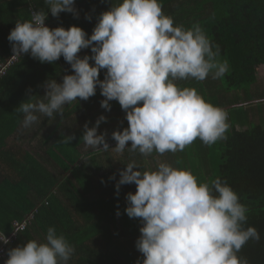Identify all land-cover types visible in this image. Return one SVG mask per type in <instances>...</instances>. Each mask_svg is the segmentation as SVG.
Wrapping results in <instances>:
<instances>
[{
    "label": "clouds",
    "instance_id": "1",
    "mask_svg": "<svg viewBox=\"0 0 264 264\" xmlns=\"http://www.w3.org/2000/svg\"><path fill=\"white\" fill-rule=\"evenodd\" d=\"M110 2L89 35L76 24H46L49 12L57 18L61 13L79 18L76 0H44L47 10L36 9L28 0L30 19L17 20L8 35L13 56L30 54L53 64L63 57L71 73L60 82L51 77L44 81L43 96L28 90V99L16 108L23 114L22 127L33 129L45 117H63L66 105L87 101L99 87L101 108L110 112L111 102H118L128 126L111 133L116 141L112 147L107 130L99 132L109 119L101 114L94 125L85 122L81 139L89 149L111 152L114 160L125 151L148 158L183 152L197 138L208 146L227 139L224 110L196 89L177 83L203 81L209 75L222 78L228 66L218 59L220 46L212 44L199 24L187 29L176 25L160 0ZM85 18L91 20V13ZM89 48L90 55H79ZM74 139L75 134L64 135L63 143ZM125 164L118 180L115 173L109 179L116 180L117 196L121 186L136 185L135 192L126 194L124 209L141 223L135 246L143 259L136 264H249L237 254L249 240L258 242L260 233L254 226L243 227L248 209L226 181L217 178L210 187L190 170L167 162H157L152 169L135 159ZM121 214L118 207L116 215ZM0 242L9 244L10 238L0 233ZM74 253V246L49 227L43 241L29 239L9 248L4 264H69Z\"/></svg>",
    "mask_w": 264,
    "mask_h": 264
},
{
    "label": "trees",
    "instance_id": "2",
    "mask_svg": "<svg viewBox=\"0 0 264 264\" xmlns=\"http://www.w3.org/2000/svg\"><path fill=\"white\" fill-rule=\"evenodd\" d=\"M31 2L36 9L47 10L44 0ZM160 2L164 13L176 25L187 29L199 24L212 44L220 46L218 59L228 66L222 78L214 79L211 75L203 81L190 78L177 81L178 86L196 89L206 101L220 108L264 98V92L258 89L259 78L264 76V0ZM76 6L79 18L70 13H61L57 18L49 12L47 25L67 28L76 24L91 35L97 16L111 2L76 0ZM88 13L91 20L85 18ZM30 14L28 0H0V67L13 55L8 40L10 31L17 20L30 19ZM86 54H91L90 48L79 53ZM70 73V65L63 57L53 64L23 54L0 78V233L9 235L16 220L23 221L34 214L27 228L6 245V255L0 258V264L7 259L9 248L29 239L43 241L49 227H55L57 234L74 246L69 264H136L138 259L142 260L135 246L141 223L124 213L126 194L135 192L136 185L121 186L119 196L115 189L119 170L132 159L148 169L157 162L188 169L199 182L210 187L217 178L226 181L248 209L243 227H256L261 237L258 242L249 240L237 255L247 258L249 264H264V102L224 110L229 125L227 139L211 146L197 138L183 152L163 156L153 153L144 158L125 151L122 157H117L119 161L112 158L111 152L81 150L85 122L92 126L101 114L108 116L99 132L107 130L112 147L116 141L111 133L128 126L118 102H111L110 112L101 108L104 97L98 87L96 95L87 101L77 100L65 106L63 117L56 116L54 121L58 124L49 138L39 139L40 147L22 146L15 141L14 133L23 119L16 108L28 99V90L31 89V95L43 96L44 81L51 77L60 82L64 74ZM100 78H104L103 70ZM79 118L82 123L76 127L72 123ZM47 121L45 117L44 126ZM71 134L76 139L63 143V136ZM82 156L87 157L86 161ZM113 173L116 180L109 179ZM118 207L120 216L116 215Z\"/></svg>",
    "mask_w": 264,
    "mask_h": 264
},
{
    "label": "crops",
    "instance_id": "3",
    "mask_svg": "<svg viewBox=\"0 0 264 264\" xmlns=\"http://www.w3.org/2000/svg\"><path fill=\"white\" fill-rule=\"evenodd\" d=\"M42 123L39 125L35 126L33 129H24L22 125L18 128V130L14 133V139L17 141L19 144L22 146H29V147H34L35 149L39 146H41V143L39 139H43L45 136L47 139L49 138L51 131L57 126L58 121H47V124L44 126ZM80 123H82L81 119L75 120L72 124L74 126L79 127ZM64 127V126H63ZM66 127H69V124L66 125ZM41 141H46V140H41ZM42 142V143H44ZM84 146V145H83ZM91 151L92 149H87L84 151ZM83 151V150H82ZM93 151V150H92Z\"/></svg>",
    "mask_w": 264,
    "mask_h": 264
},
{
    "label": "built area",
    "instance_id": "4",
    "mask_svg": "<svg viewBox=\"0 0 264 264\" xmlns=\"http://www.w3.org/2000/svg\"><path fill=\"white\" fill-rule=\"evenodd\" d=\"M47 24V23H46ZM20 56H11L9 58V60L7 59V61L5 63H2L1 64V67H0V78L5 75V73L7 72V69L10 67V64H12L13 61L19 59ZM34 218V214H31V215H28V217L23 220V221H19V220H16L14 222V230L9 234L7 235L9 238H10V241H12L18 233H15V230L19 229L20 231L21 230H25L28 226V224L31 222V220ZM7 244H4L3 242L1 243L0 245V258L1 257H4L6 255V247Z\"/></svg>",
    "mask_w": 264,
    "mask_h": 264
},
{
    "label": "water",
    "instance_id": "5",
    "mask_svg": "<svg viewBox=\"0 0 264 264\" xmlns=\"http://www.w3.org/2000/svg\"><path fill=\"white\" fill-rule=\"evenodd\" d=\"M258 102H264V98H260V99H255V100H252L251 102H247V103H238V104H235V105H231V106H228V107H224L222 108L223 110H227L229 109L230 107H239V106H245V105H248V104H251V103H258Z\"/></svg>",
    "mask_w": 264,
    "mask_h": 264
},
{
    "label": "rangeland",
    "instance_id": "6",
    "mask_svg": "<svg viewBox=\"0 0 264 264\" xmlns=\"http://www.w3.org/2000/svg\"><path fill=\"white\" fill-rule=\"evenodd\" d=\"M258 89L259 90H262V92H264V76H260V78H259V83H258ZM241 128V127H240ZM87 149H89V148H87L85 145L84 146H82V148H81V150H87Z\"/></svg>",
    "mask_w": 264,
    "mask_h": 264
}]
</instances>
